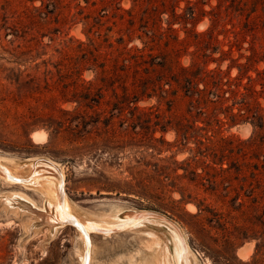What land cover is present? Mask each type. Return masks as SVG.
Segmentation results:
<instances>
[{
    "label": "rangeland",
    "instance_id": "rangeland-1",
    "mask_svg": "<svg viewBox=\"0 0 264 264\" xmlns=\"http://www.w3.org/2000/svg\"><path fill=\"white\" fill-rule=\"evenodd\" d=\"M131 7L0 0V264H264L252 123L188 115L181 93L116 103L124 46H142ZM177 13L159 33L264 106V0H180ZM208 124L221 145L183 138Z\"/></svg>",
    "mask_w": 264,
    "mask_h": 264
},
{
    "label": "trees",
    "instance_id": "trees-1",
    "mask_svg": "<svg viewBox=\"0 0 264 264\" xmlns=\"http://www.w3.org/2000/svg\"><path fill=\"white\" fill-rule=\"evenodd\" d=\"M85 1L89 3L90 0ZM109 1L115 0H100L102 4ZM179 2L180 0L172 5L170 0H132V7L125 11L129 16L127 20L130 34H137L142 46L129 48L127 45L124 46V70L128 78L122 85L124 93L122 100L119 99L116 103L120 101L132 103L142 94L147 97L158 96L161 100L166 99L173 103L175 98H170V95L177 96L181 93L186 98L188 115L209 117L215 123H221L223 120L220 114H223L231 124L242 121L252 123L253 134L243 143L252 151H256L259 159L263 157L262 161L254 165L255 170L252 174L257 182L264 184V106L260 101V93L254 87H245V91H241L237 85L225 83L224 75L228 72L222 71L219 65L214 69L201 67L199 50L190 52L186 49L188 47L182 45L184 41L170 35L166 37L163 32L159 33L157 23L163 19L167 11L171 16H180L177 13ZM93 4H97V1ZM194 15V11L188 12V17L192 18ZM121 18L125 20L124 15ZM137 21L142 23L143 29L136 28ZM149 25L153 29L149 28ZM93 40L92 38L94 45L96 42ZM85 45V42H81V46L87 48ZM184 51L188 53H182ZM183 55L191 56L187 65L181 62ZM129 73L133 76L131 79L133 82H129ZM257 74L264 79V71L257 70ZM261 85L264 87V82ZM208 125L210 128L201 136L194 135L196 127L189 125L187 131L182 134L183 138L187 143L195 140L202 146L221 145L224 138H217L215 126ZM175 129L179 134V129L177 127ZM255 198L256 203L264 206V190L263 193L256 194ZM252 231L258 230L253 228Z\"/></svg>",
    "mask_w": 264,
    "mask_h": 264
},
{
    "label": "bare ground",
    "instance_id": "bare-ground-1",
    "mask_svg": "<svg viewBox=\"0 0 264 264\" xmlns=\"http://www.w3.org/2000/svg\"><path fill=\"white\" fill-rule=\"evenodd\" d=\"M52 168H53V167H52ZM39 175H40V174H39ZM45 178H48V176L45 177ZM39 181H40V180H39ZM47 181H48V180H47ZM50 181H51V180H50ZM52 181H53V180H52ZM35 182H36V181H35ZM35 182H34V183H35ZM12 183H13V182H12ZM53 184H54V183H53ZM54 186H55V185H54ZM53 194H54V193H53ZM54 195H55V194H54ZM54 197H55V196H54ZM51 202H53V201H51ZM66 206H67V205H66ZM66 212H67V211H66ZM67 214H68L67 216H68V218H69L70 220H72V221H74V222H75V221H78V220H77L72 214H70V213H67ZM78 222H79V221H78ZM81 224H82V223H81ZM82 225L84 226V224H82ZM139 226H140V225H139ZM139 226H138V227H139ZM136 227H137V226H136ZM84 228H85V226H84ZM85 229H86V228H85ZM86 232H87V231H86ZM134 263H135V262H134ZM134 263H133V264H134Z\"/></svg>",
    "mask_w": 264,
    "mask_h": 264
},
{
    "label": "water",
    "instance_id": "water-1",
    "mask_svg": "<svg viewBox=\"0 0 264 264\" xmlns=\"http://www.w3.org/2000/svg\"><path fill=\"white\" fill-rule=\"evenodd\" d=\"M75 223H76V225H77L78 227H80L83 231L85 230V229H84V226H83L80 222L75 221Z\"/></svg>",
    "mask_w": 264,
    "mask_h": 264
}]
</instances>
